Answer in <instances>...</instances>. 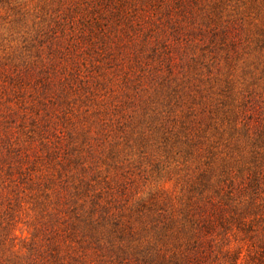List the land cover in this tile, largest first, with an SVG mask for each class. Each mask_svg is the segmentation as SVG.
Listing matches in <instances>:
<instances>
[{"label": "rangeland", "instance_id": "rangeland-1", "mask_svg": "<svg viewBox=\"0 0 264 264\" xmlns=\"http://www.w3.org/2000/svg\"><path fill=\"white\" fill-rule=\"evenodd\" d=\"M200 220L204 264H264V0H0L4 264H144Z\"/></svg>", "mask_w": 264, "mask_h": 264}, {"label": "trees", "instance_id": "trees-1", "mask_svg": "<svg viewBox=\"0 0 264 264\" xmlns=\"http://www.w3.org/2000/svg\"><path fill=\"white\" fill-rule=\"evenodd\" d=\"M210 222V221H209ZM197 222V226L192 228V234L189 236L187 242H185L184 248L178 249H166V252L161 253L159 251L156 254H150L147 252L143 258L144 264H204L207 258L212 253L210 241L204 238L206 234L204 230L209 231L213 226L212 221ZM3 234L0 233V247L4 244ZM237 257L234 258V262L230 264H237ZM3 256L0 255V264H4Z\"/></svg>", "mask_w": 264, "mask_h": 264}]
</instances>
